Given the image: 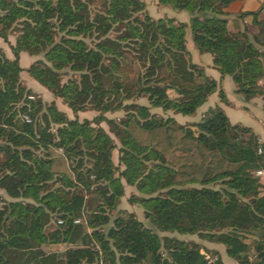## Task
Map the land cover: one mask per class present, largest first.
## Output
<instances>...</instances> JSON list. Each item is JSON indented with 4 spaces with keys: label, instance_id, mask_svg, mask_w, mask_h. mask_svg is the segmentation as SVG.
I'll return each instance as SVG.
<instances>
[{
    "label": "trees",
    "instance_id": "obj_1",
    "mask_svg": "<svg viewBox=\"0 0 264 264\" xmlns=\"http://www.w3.org/2000/svg\"><path fill=\"white\" fill-rule=\"evenodd\" d=\"M237 1L157 0L187 12V25L153 20L141 0H0V39L16 35L13 58L0 51V190L10 199L0 206V264H207L198 245L160 238L132 213L116 212L122 181L138 193L128 203L157 231L222 244L238 264H250L251 250L264 264V177L255 174L264 173V142L218 105L187 125L151 113L194 117L213 94L228 104L191 62L187 27L221 78L231 77L245 102L261 98L264 110V22L260 11L246 12L257 31L230 32ZM20 53L43 55L26 73L74 115H97L80 122L52 102L28 100ZM119 110V121L104 116ZM217 183L223 189L208 187ZM86 193L97 205L80 233L74 221ZM63 244L72 246L62 255L42 251Z\"/></svg>",
    "mask_w": 264,
    "mask_h": 264
},
{
    "label": "crops",
    "instance_id": "obj_2",
    "mask_svg": "<svg viewBox=\"0 0 264 264\" xmlns=\"http://www.w3.org/2000/svg\"><path fill=\"white\" fill-rule=\"evenodd\" d=\"M146 6V12L153 20L169 18L173 19L176 22H181L189 24L190 16L187 12L184 11H175L169 7L159 6L157 0H141ZM264 0H239L229 7L228 11L230 13L228 19V27L230 32L243 31L245 28L256 32V27L252 24L251 16H242L246 12H256L260 11L257 20L264 22ZM185 40H186V49L189 53V57L192 63L197 64L204 68L205 74L215 80L223 89L228 104H222L217 94H213L209 97L206 104L201 106L194 117H184L189 119H183L184 122H179V117L181 115L170 114L169 117L175 119L178 123L185 125L186 123H196L200 120L203 113L207 111L209 107H214L218 105L222 108L223 112L228 117L231 124H241L245 127L251 129V131L258 137L259 142H264V110L263 102L261 98L256 97L249 102H245L243 97L240 94L235 92L236 88L232 81V78L229 76H224L221 78L218 71L213 67L212 56L210 54H200L193 44L191 32L189 27L185 30ZM14 44V38L9 37L7 43L0 39V50L3 52L7 59H12L13 55L10 50V46ZM34 62V57L28 56L26 53H20L19 55V65L23 69L21 72V83L26 89L30 90L32 93L36 94L44 102L54 101L58 109L59 103L57 99H54L52 95H48V91L41 85H39L32 78L22 77L23 73H26V69L30 64ZM217 98V99H216ZM212 100L213 106L209 104ZM63 109V110H62ZM59 109L65 114L69 119L74 118V115L71 113V110L63 107ZM86 113H78L76 117L78 120H91L88 117L83 115ZM82 116V117H81ZM196 120H192V119ZM241 120L242 122H239ZM113 154V152H112ZM113 156V155H112ZM113 160V158H112ZM71 245V244H69ZM62 246H43L42 251L48 252H58V248ZM47 250V251H46Z\"/></svg>",
    "mask_w": 264,
    "mask_h": 264
},
{
    "label": "rangeland",
    "instance_id": "obj_3",
    "mask_svg": "<svg viewBox=\"0 0 264 264\" xmlns=\"http://www.w3.org/2000/svg\"><path fill=\"white\" fill-rule=\"evenodd\" d=\"M264 7V6H263ZM247 29V28H246ZM253 29V28H252ZM252 29L249 30V33L250 35L253 33L252 32ZM15 34H11L9 35V37L11 38H14V41H15ZM8 37V38H9ZM1 51V50H0ZM2 52V51H1ZM3 53V52H2ZM38 60H43V55H39V56H34V62L38 61ZM31 65V64H30ZM29 65V66H30ZM21 74V73H20ZM72 74L71 73H68L67 72V76L64 77V81H66V79L68 77H71ZM22 77H27V78H30L29 75L27 73H23L22 74ZM20 82H21V76H20ZM22 84V83H21ZM23 86V85H22ZM26 88V87H25ZM48 95L50 96L51 94L48 92ZM39 97L32 93L30 95L27 96V99L30 100V101H36ZM54 98V97H53ZM41 99V98H40ZM54 99H57L58 103H59V109H62L63 107L65 108H68L65 104H63V102L61 101V99H58V98H54ZM217 99V98H216ZM42 100V99H41ZM43 103H45V105H48L49 103H54V101H49V102H44L42 100ZM130 103V102H128ZM134 103L136 104H140V105H147V101L146 99H139V100H136L134 101ZM209 104L211 106H213V102L212 100L209 102ZM56 108L58 111H60L57 107V105L55 104ZM69 109V108H68ZM63 110V109H62ZM70 110V109H69ZM61 112V111H60ZM63 113V112H61ZM72 113V112H71ZM79 113H86L84 114L83 116L84 117H88L90 118L91 120L97 115V112L95 111H91V110H86V111H83V112H79ZM151 113L157 115V116H161L163 118H166L167 116H169L170 114H163L161 112L160 109H151ZM64 114V113H63ZM73 114V113H72ZM78 114V113H77ZM74 115V114H73ZM125 115V112L122 111V110H119V111H115V112H108V113H105L104 116L106 117V119H111V120H114V121H119L121 118H123ZM24 117H26L27 119L30 120V118L27 116V115H23L21 116V118L23 120ZM82 117V116H81ZM179 117V122H184L185 120L183 119H189V118H184L182 116H178ZM74 118H77L76 115H74ZM69 119V118H68ZM73 119V118H72ZM78 119V118H77ZM192 120H196L195 118L192 119ZM78 121H83V120H78ZM90 121V120H89ZM239 122H242L241 120H239ZM188 123H186L185 125H187ZM100 126L105 130V131H108V127L106 125V123H101ZM111 138L114 140V143L116 145V149L113 150V163L114 165L116 166H119L121 169H122V166L119 165L118 163V158H119V153H118V148L120 147L119 143L117 140L114 139V137L111 135ZM259 177H264V176H259ZM123 185H124V195L123 197L121 198L120 200V203L116 209V212L118 211H125L127 213H132L133 215H135V217L137 218V220H139L140 222L143 223V225L145 227H148L150 229H152L160 238H164V237H169V238H175V239H178V240H181V241H184V242H187V243H192V244H196L200 247V253L204 256V259H208L209 261H213L215 262L217 259H219L223 264H238L236 261L232 260V259H229L226 257L225 255V252H224V247L222 244H218V243H215V242H210L208 240H205V239H202L200 238L198 235H179L177 233H165V232H159L157 231L151 224L148 220H146L144 218V215H143V209L137 205V204H130L128 203V198L131 197L132 195H138V193L136 192V189L135 187H130V186H127L124 184V181H122ZM209 188H212L214 190H220V189H223V185L220 184V183H217V184H213V185H210L208 186ZM0 196L2 198V200L0 201V206H3L4 205V202H7L9 201L10 199L5 195L4 191L0 190ZM78 206L80 204H84L78 217H77V220L79 221L78 223H76L75 225H80L79 229H78V232L81 233L83 227L86 225V217H87V213L89 211H91L92 209H94L97 205V201H96V198H95V195H93L92 193H86L85 194V198H83L82 200L79 199L78 200ZM79 209V208H77ZM115 212V213H116ZM60 221V220H58ZM58 221H55L53 220V224L55 223L56 225L58 224H61L59 223ZM82 225V226H81ZM76 239V237H75ZM76 241V240H75ZM74 241V242H75ZM252 241V237H249L248 239V243H250ZM62 246L61 248H58L59 250H57L59 254H63L64 251L68 248V247H71V245L69 244H63V245H60ZM46 247V246H45ZM47 251V250H46ZM161 253L163 255H165V252L164 250L162 249L161 250ZM256 254L253 252V251H248L247 254H246V257L248 259V262L250 264H256L255 261H256ZM147 264V263H145Z\"/></svg>",
    "mask_w": 264,
    "mask_h": 264
},
{
    "label": "built area",
    "instance_id": "obj_4",
    "mask_svg": "<svg viewBox=\"0 0 264 264\" xmlns=\"http://www.w3.org/2000/svg\"><path fill=\"white\" fill-rule=\"evenodd\" d=\"M24 119H25L26 122H30V120L27 119L26 117H24ZM258 141H259V140H258ZM255 174H256V176H264V173H263L262 171H256ZM58 222L61 223V221H58ZM78 222H79L78 220H75V221H74V224H76V223H78ZM96 250H98L97 247H96ZM204 260L207 262V264H212V263H214L213 261H209L208 259H204Z\"/></svg>",
    "mask_w": 264,
    "mask_h": 264
}]
</instances>
